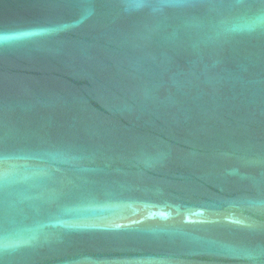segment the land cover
<instances>
[{
	"label": "water",
	"instance_id": "95a60500",
	"mask_svg": "<svg viewBox=\"0 0 264 264\" xmlns=\"http://www.w3.org/2000/svg\"><path fill=\"white\" fill-rule=\"evenodd\" d=\"M0 264H264V0H0Z\"/></svg>",
	"mask_w": 264,
	"mask_h": 264
}]
</instances>
